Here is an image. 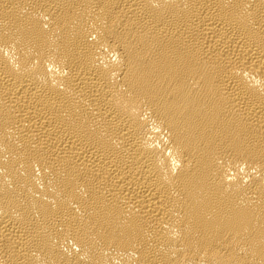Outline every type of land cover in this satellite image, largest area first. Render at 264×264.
Listing matches in <instances>:
<instances>
[{
	"label": "bare ground",
	"instance_id": "1",
	"mask_svg": "<svg viewBox=\"0 0 264 264\" xmlns=\"http://www.w3.org/2000/svg\"><path fill=\"white\" fill-rule=\"evenodd\" d=\"M0 264H264V0H0Z\"/></svg>",
	"mask_w": 264,
	"mask_h": 264
}]
</instances>
